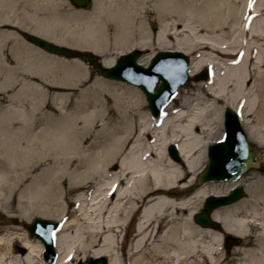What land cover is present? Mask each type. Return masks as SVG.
Listing matches in <instances>:
<instances>
[{
    "label": "bare ground",
    "instance_id": "obj_1",
    "mask_svg": "<svg viewBox=\"0 0 264 264\" xmlns=\"http://www.w3.org/2000/svg\"><path fill=\"white\" fill-rule=\"evenodd\" d=\"M29 1L0 0V24L22 25L23 10ZM248 1L244 0L246 4ZM150 2L164 22L155 34L158 51L188 55L198 49H222L221 53L232 55L230 46L224 44L231 42L233 32L225 40L220 35L206 39L198 32L214 33L239 22L244 10L229 0H96V15L75 21L80 30L58 43L91 49L101 56V65L110 68L118 55L128 53L132 47H151V35L136 22L139 5ZM221 5L227 11L226 17ZM259 9L264 10V0H256L254 11ZM173 16L177 20L170 26L167 20ZM249 19L247 16L246 21ZM243 33L255 40L246 47L239 65L221 63L222 77L212 70L203 93L193 99L183 97L180 108L173 112L168 104L157 119L144 114L146 106L133 88L105 84L100 79L94 88L79 87L86 84L80 85L85 65L57 61L53 56L35 60L15 53L18 70L34 72L43 81L50 76L53 79L49 85L53 87L39 91L37 102L25 96L18 107L0 109V195L7 192L5 182L22 183V173L27 175L39 162L52 163L43 177L26 178L31 184L15 206H9L12 203L0 196V207L7 213L15 211L23 221L34 216L62 221L53 264H92L99 258H106L107 264H193L189 261L198 247L213 264L221 235L195 227L191 218L200 199L226 191H218L210 183L189 192L205 163V148L216 138L213 126L221 124L213 121L215 105L226 97L232 101L243 95L251 77L250 61L254 66L252 85L264 95V18L252 20L248 34ZM4 36L10 34L0 33ZM153 53L146 58L147 63ZM212 62L208 53L200 52L190 59L188 71L194 75L213 66ZM179 97L180 93L175 99ZM242 116L240 122L252 138L254 128L246 120V113ZM172 144L177 147L181 163L166 157L165 148ZM116 165L118 169L110 171ZM7 167L15 173L7 174ZM64 176L68 177L64 193H78L80 201L87 197V204L73 200L76 207L67 213L56 203L62 193L56 182ZM245 191L246 198L214 211L212 219L220 222L225 233L239 236L244 242L243 247L232 251L236 257L231 264H264V182L246 186ZM13 235L12 239L0 237V264H47L41 257L40 242L27 237L22 240L16 232ZM18 237L26 250L24 255H20L22 251L14 252Z\"/></svg>",
    "mask_w": 264,
    "mask_h": 264
},
{
    "label": "rangeland",
    "instance_id": "obj_2",
    "mask_svg": "<svg viewBox=\"0 0 264 264\" xmlns=\"http://www.w3.org/2000/svg\"><path fill=\"white\" fill-rule=\"evenodd\" d=\"M136 1L139 2V0H136ZM219 1H221V0H219ZM229 1H233L237 8L244 10V15L242 16V18L241 17L239 18V22H237L235 24H231V26L229 28L225 27L222 30H217L214 33L203 32V31H199V30H198V32L203 37H206V39H212V37H215V36L219 37V35H220V37L224 38V40H225V36L227 34H231L233 32V34H232L233 39L231 40V42L229 44H224V46H226V45L230 46V48H228V49L230 50V52H232L233 55H230L231 53H227V54L221 53L222 49L221 50L198 49V50H195L192 53L187 55L191 59L193 57L198 56L200 54V52L208 53L210 55L211 59L214 61V63L212 62L213 66H211V67L206 66L203 68V70L204 69H208V70L213 69V71L219 77L223 76V67L224 66L221 65V61L224 62L226 60H232L233 62H235L234 65H239V63H240L239 56L242 55L243 53H245V51H246L245 49L248 46V44L253 43L255 40V39L250 40L249 39L250 36L249 35L246 36L243 33V32L247 33V30L249 27V23L246 21L247 16L250 18H254V19L264 18V10L263 9H259L257 11H254V8L256 6V0H249L248 4H246L244 2V0H229ZM95 2H96V0H92V3L87 10L79 11V10L74 9L70 5L68 0H32L31 2L30 1L27 2L28 6L26 8H24L25 10H23L24 14H22V16H23L22 25H13L11 23H7L6 26H3V24H0V33H7L8 35L10 34V36H8V37H5V36L0 37V109H1V111L5 110V109H10V107L12 105L18 107L20 105V103H18V102H20V100L22 99V103H23L25 96H28L31 100L35 99V101L37 102L38 98L41 97L39 91H46L47 89H51V87H53V86L49 85V81H51L53 79L50 76H48L47 81H43L40 79L38 74H35L34 72L18 70L19 69V62L16 63L17 62V59L15 58L16 52L17 53L20 52V54H22V56H25L26 54L30 55V57H32L35 60H39V58H41V57L53 56V55H50V54L34 47L31 44L27 43L21 37V32H26V33L32 34L34 36L40 37L46 41H49V42L56 44V45H59V46H64V47L72 48V49H78L81 51H90V52L94 53L96 56H98L100 60L102 59L98 53H95L91 49L80 48L77 45H74V44L69 43V42L58 43L61 40L65 41V40L71 39L72 38L71 34L80 30V28L76 27V25L74 24L75 21H76V23H79L80 18L86 19L88 17L96 15L98 3H95ZM227 3L224 5V7H226ZM248 5H250L251 7H248ZM219 8H220V10H222L223 16L226 17L227 11L225 10V8L221 9V8H223L222 5ZM137 10L139 13L138 15H136L137 25L142 24L145 27V29L148 31V33L151 35L153 40L151 42L152 43L151 47H146V48H142V49H139L138 47H132L130 49V51L131 50H143V56L138 60V63L145 64V63H147L146 58L150 57V54H152L153 52L154 53L159 52L158 51L159 49L157 47L155 34H153V32H152L151 23L155 22L157 24L158 29H159L160 25H162V23H164V22H162V20L157 17L156 12L152 9V3L151 2L148 4H140L139 8ZM232 18H234V17H232ZM64 19H66V20L69 19L70 21H64ZM176 20H177V18L175 16H173V17H169L167 22L171 26L173 23H176ZM231 23H233V21H231ZM178 28H179V30H181L182 29L181 25L178 26ZM243 29H244V31H243ZM179 30H177V31L179 32ZM173 32L176 33V30H173ZM167 33L169 34L170 32L167 31ZM222 33H224V34H222ZM179 34H181V33H179ZM72 35H74V34H72ZM185 36H186V33H185ZM228 39H229V37L226 40L228 41ZM169 42L172 43L171 38L169 39ZM220 42H222V41H220ZM171 48H174V47L171 46ZM171 50H174V49H171ZM251 55L253 56V54H251ZM53 57H55L54 59L57 61L71 62V63L78 64L81 67H83L82 65L86 66V67H83V69H82L83 74L79 71V73L83 75V78H82L83 82L80 83V85H82L84 82H86V84L84 86H79L81 88H86V87L94 88L95 87L94 83L98 81L97 79H100V81H102V83H105V84L128 86V85H125L122 83L110 82V81H107V80H104V79L98 77L95 70H92L88 65L84 64L83 62H81L79 60H76V59L75 60H67L64 58L57 57V56H53ZM118 58H119V55L115 58V61ZM253 68H254V66L252 65V61H250L248 63V70L250 72L251 77L250 78L248 77V79H250V81L248 82V85L246 86L247 88H245L244 93H243V95H241V97H236L232 101L230 100V98L226 97L224 99V101L221 100L218 104L215 105V113L213 116V118H214L213 121H215L216 123L220 122L221 124L219 125V127H216L215 125L213 126L214 127L213 132H214L216 138L212 139L210 141V143L206 146V148H205V163L202 166V168L200 169V171H202V169L204 168V166L207 164V161H208L207 157H206L207 147L210 144H213L216 141L223 138V134H224L223 112H224V110L225 109L234 110L238 114L240 121L243 118L242 115L244 113H246V116H247L246 120L254 128L253 137L252 138L249 137L248 142L252 145V147L255 150V157L259 163V168L247 172L237 182V184H239L244 189V198H246L248 196V193H246V191H245L246 186H250L257 181H263L264 182V95L263 96L259 95L255 91L254 86L252 85ZM206 84H207L206 82H199V83L191 82L190 84H188V86L186 88L180 89L178 91V93H180L179 98H181V99H179V98L178 99H171L170 105L173 108L172 112L175 111L176 109L180 108L182 101H183L182 100L183 97H186V98L188 97V98L193 99L194 97L198 96L199 93H203V91L206 87L205 86ZM27 86H28V88H27L28 91L25 88ZM128 87L135 89L138 92V94L140 93L142 102L146 106L144 114L146 115V113H147V116H149V118L150 117L153 118L149 113V109H148V105H147V102L145 100V97L140 92V90H138L137 88H134L132 86H128ZM81 88L76 87L74 89L79 90ZM21 89H23L24 93L21 92ZM56 90H51V91L54 92ZM228 90H230V89H228ZM105 95H107V94H105ZM13 97H18V98L14 100ZM12 100L15 101L14 102L15 104L13 102H11ZM228 103H229V106H227ZM128 110L129 109L126 110L125 114L128 113ZM37 112H38V110H37ZM153 119H155V118H153ZM242 127L244 128V126H242ZM22 145H23V143H22ZM168 146L165 148V154H166V157H168V159H170L168 156V153H167ZM51 163L52 162H50V161L39 162L31 171H29L27 173V175H23V173H22V176H21L22 177V183H16V182L11 183L10 181L8 183L5 182V184L8 187L6 189L7 192L4 195H2V196L0 195V196L2 198L4 197V200L6 203H8V202L12 203V205L8 203L9 206H15L17 204L18 200L21 199L22 192L24 191L25 187L29 183L31 184L30 180L26 179V178H32L35 176L43 177L46 174L47 169H49L51 167ZM117 169H118V165L110 168V171H115ZM5 170H6L5 172L7 174L13 175L15 173L14 170L13 171L10 170L11 171L10 172L8 170V167L5 168ZM18 173H21V170H19ZM199 173L200 172H198L197 175ZM197 175L195 176V179H196ZM18 178H20V176H18ZM66 178H68V177L64 176L56 182V184H58L60 190L62 191L61 196H60L59 200L56 201V203L58 204L59 209H61L62 207L65 208V213L70 212L71 210H73L76 207V202L73 203V200L77 201V203H79L81 205L83 203L87 204L85 202L87 197L83 198L82 201H80V198L79 197L77 198L78 193H75V194L64 193V190L68 188ZM194 182L195 181H193L194 188L192 190H190L189 193H192V191L194 189L201 187V185H196ZM210 183H211V185H215L217 187L218 191H222V192L223 191L227 192L234 185L233 183H230V182H210ZM210 183H206V184H210ZM8 184H14V187L10 188V186ZM206 184H204V185H206ZM13 191H15V192H13ZM164 191H167V190H164ZM11 198H14L13 202H12ZM203 201H204V198H202V200L200 199V205L198 207H196L197 209L195 210V212H197L201 208ZM67 202H70L69 206L66 205ZM186 216L187 215L184 213L183 217H186ZM192 217H193V215H192ZM33 218H37V217L34 216L31 219H29L28 221H23L20 219V217H16L15 211L12 212V210H11L9 213H7L6 211H4L0 207V237L12 239L13 238L12 236H14L13 234H15V232H16L17 235L19 234V237L22 236V240H24L25 237L29 238L25 229H24V226L26 224L30 223V221ZM46 219H49V218H46ZM49 220L57 222L60 225V229H62V221L61 220L53 219V218L52 219L50 218ZM191 220H192V223L194 224V226L200 229V227L194 223L192 218H191ZM13 228L15 229V231L10 230ZM131 230H132V225L130 227V231ZM220 233L225 234L223 229ZM230 235L237 237L240 240L239 244L237 246L231 247L228 250V252H226L225 249L223 248V244L221 243L220 250L217 248V250L215 251L216 252L214 254L215 260H214L213 264H231L230 261L234 257H236V256L232 255V253H233L232 251L234 249H237L238 247L239 248L243 247L244 242H243L241 237L236 236V235H232V234H230ZM19 237L17 239L19 241H16V243H15L14 252L20 253L22 251V254H20V255H24L26 253V250L23 248V245L20 243ZM14 240H12L10 243L12 244ZM29 240L33 241L35 239H29ZM119 241L122 242L121 239H119ZM206 242L207 241L205 239L204 243H206ZM214 248L216 249V247H214ZM41 257L43 260V249H42V256ZM189 263L210 264V259L208 257H206L203 254V251H201V249L198 247L196 252H195L194 257L192 258V260L189 261ZM176 264H178V263H176ZM183 264H188V263L186 261Z\"/></svg>",
    "mask_w": 264,
    "mask_h": 264
},
{
    "label": "water",
    "instance_id": "obj_3",
    "mask_svg": "<svg viewBox=\"0 0 264 264\" xmlns=\"http://www.w3.org/2000/svg\"><path fill=\"white\" fill-rule=\"evenodd\" d=\"M76 9H86L90 0H68ZM153 31L156 24L151 23ZM22 37L35 47L55 56L67 59H79L93 67L99 76L110 81L122 82L137 87L146 97L152 116L157 117L160 110L166 105L168 99L174 95L176 90L188 83L187 66L188 58L180 52H159L151 60L147 68L136 64L141 55L140 52H132L123 55L111 68H102L98 58L90 52H82L69 48L53 45L36 36L22 33ZM161 69L157 71V69ZM207 79L204 72L194 78V81ZM158 81L162 85L158 90L155 86ZM225 138L208 147V164L199 174L197 183L202 184L209 181H235L243 173L251 168H257L254 158V150L249 146L245 132L243 131L238 116L227 109L224 113ZM171 159L178 161L176 147L168 148ZM242 198V189L233 188L227 196H211L205 200L200 213L194 215V222L202 228L220 230L218 222L210 219V214L221 207L231 205ZM40 226V231H36ZM57 226L46 220L34 219L30 226L26 227L27 233L42 241L45 253L44 260L52 262L54 251L52 249L53 236ZM226 248L238 243V239L227 237ZM93 264H106L104 259H97Z\"/></svg>",
    "mask_w": 264,
    "mask_h": 264
},
{
    "label": "snow or ice",
    "instance_id": "obj_4",
    "mask_svg": "<svg viewBox=\"0 0 264 264\" xmlns=\"http://www.w3.org/2000/svg\"><path fill=\"white\" fill-rule=\"evenodd\" d=\"M160 70H161V69H159V68L157 69V71H160ZM36 231H37V232L40 231V226H36ZM52 236H53V238L55 237V233H54V232L52 233ZM69 259H71V257H69Z\"/></svg>",
    "mask_w": 264,
    "mask_h": 264
}]
</instances>
